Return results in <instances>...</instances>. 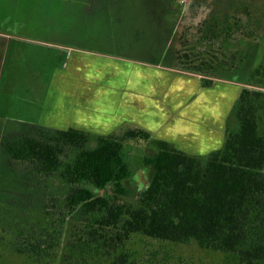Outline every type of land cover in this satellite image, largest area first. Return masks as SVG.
Segmentation results:
<instances>
[{"label": "trees", "instance_id": "trees-1", "mask_svg": "<svg viewBox=\"0 0 264 264\" xmlns=\"http://www.w3.org/2000/svg\"><path fill=\"white\" fill-rule=\"evenodd\" d=\"M193 2L210 11L185 27L165 64L204 87L242 84L223 146L190 154L128 124L108 135L28 124L7 136L8 168L21 179L13 195L0 193V240L21 264H143L153 242L264 264V0ZM138 139L152 152L142 188L123 153Z\"/></svg>", "mask_w": 264, "mask_h": 264}, {"label": "crops", "instance_id": "crops-1", "mask_svg": "<svg viewBox=\"0 0 264 264\" xmlns=\"http://www.w3.org/2000/svg\"><path fill=\"white\" fill-rule=\"evenodd\" d=\"M177 29L165 33L164 50ZM63 52L50 71L36 76V86L5 88L0 99L4 119L93 135H108L128 124L190 154L205 155L223 146L240 82L217 78L204 87L200 75L169 67L161 56L152 62L100 52L108 56L100 60L99 54L70 46ZM9 92L13 95L7 97Z\"/></svg>", "mask_w": 264, "mask_h": 264}, {"label": "rangeland", "instance_id": "rangeland-1", "mask_svg": "<svg viewBox=\"0 0 264 264\" xmlns=\"http://www.w3.org/2000/svg\"><path fill=\"white\" fill-rule=\"evenodd\" d=\"M173 2L181 4L184 13L177 35L164 50L166 41L162 44V39L166 30L160 33L156 25L170 0H0V99L6 96L5 88L11 85L16 89L36 86V76L50 71L56 57L62 56L69 46L90 55L99 54L100 60L108 57L100 52H109L152 62H157L161 56L165 58L164 63L168 51L174 46L180 48L178 38L185 27L195 26L210 11L193 0ZM58 42L65 46L55 44ZM243 76L240 71L233 78L242 80ZM240 85L235 86L238 89ZM12 95L9 92L7 97ZM16 121L0 115V193L7 191L11 195L19 188L15 180L21 177L8 168L15 163L7 161L3 140L28 128V124ZM150 150L144 140L124 143L123 153L136 175V188L144 187L150 179L149 167L144 165ZM153 244L146 249L149 255L144 256L143 264H238L223 253L201 249L193 242ZM136 249H140V244ZM21 261V256L10 249L9 243L0 240V264H21Z\"/></svg>", "mask_w": 264, "mask_h": 264}, {"label": "flooded vegetation", "instance_id": "flooded-vegetation-1", "mask_svg": "<svg viewBox=\"0 0 264 264\" xmlns=\"http://www.w3.org/2000/svg\"><path fill=\"white\" fill-rule=\"evenodd\" d=\"M163 11L156 25V27L158 26L160 29L159 32L161 33L165 29L167 33L179 28L184 13L182 5L170 0V5L168 7L165 5ZM177 32L175 31V34H177Z\"/></svg>", "mask_w": 264, "mask_h": 264}]
</instances>
